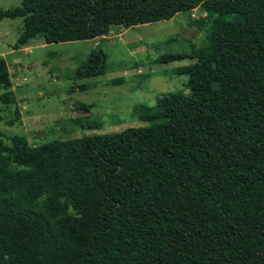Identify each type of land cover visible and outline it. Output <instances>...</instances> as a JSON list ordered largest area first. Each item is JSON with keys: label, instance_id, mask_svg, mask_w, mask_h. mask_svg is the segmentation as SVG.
Wrapping results in <instances>:
<instances>
[{"label": "trees", "instance_id": "obj_1", "mask_svg": "<svg viewBox=\"0 0 264 264\" xmlns=\"http://www.w3.org/2000/svg\"><path fill=\"white\" fill-rule=\"evenodd\" d=\"M199 4L209 57L176 67L188 92L159 96L147 124L40 144L0 130V264H264V0H21L0 20L23 19L18 48ZM105 59L93 50L77 76ZM0 101H12L3 55Z\"/></svg>", "mask_w": 264, "mask_h": 264}, {"label": "rangeland", "instance_id": "obj_2", "mask_svg": "<svg viewBox=\"0 0 264 264\" xmlns=\"http://www.w3.org/2000/svg\"><path fill=\"white\" fill-rule=\"evenodd\" d=\"M20 2L0 0V9ZM22 20H0V55L8 61L12 80V101H0V130L7 136L25 134L30 144L145 125L146 108L159 96L188 92V77L176 67L209 57L211 25L202 4L166 20L113 25L103 37L46 43L36 36L15 48ZM97 48L106 55L105 72L78 77L76 70ZM167 52L186 57L162 62ZM82 104L89 108H80ZM90 122L94 127H82Z\"/></svg>", "mask_w": 264, "mask_h": 264}]
</instances>
